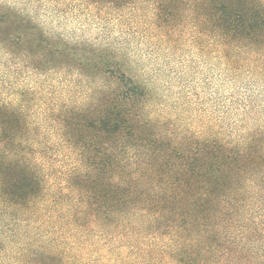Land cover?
Returning a JSON list of instances; mask_svg holds the SVG:
<instances>
[{"label": "trees", "instance_id": "obj_1", "mask_svg": "<svg viewBox=\"0 0 264 264\" xmlns=\"http://www.w3.org/2000/svg\"><path fill=\"white\" fill-rule=\"evenodd\" d=\"M61 2L98 21L127 14L159 39L187 37L231 79H264V0ZM0 54L85 87L0 99V264H264L263 115L234 138L178 129L148 112L108 41H65L1 2ZM240 106L264 111L249 95Z\"/></svg>", "mask_w": 264, "mask_h": 264}, {"label": "rangeland", "instance_id": "obj_2", "mask_svg": "<svg viewBox=\"0 0 264 264\" xmlns=\"http://www.w3.org/2000/svg\"><path fill=\"white\" fill-rule=\"evenodd\" d=\"M0 2L30 15L44 31L65 41H108L125 70L137 76L150 94L148 112L172 122L178 129L199 131L212 125L216 133L234 138L244 130L243 124L248 123V117L264 116V111L252 116L239 111L246 95L256 107L263 104L264 110V79L251 81L252 78L242 74L231 79L214 54L199 51L187 37L179 41L159 39L160 36H152L147 27L128 19L127 14L118 22L111 16L98 21L91 14L85 15L78 6L61 0L54 3L50 0L43 3L38 0ZM2 59L0 54L1 100L14 101L13 93L23 87L37 93L53 92L60 99L68 88L80 93L85 90L84 86L79 87L74 73L64 76L58 69L39 75L21 65L16 71L4 65ZM47 86L52 89L47 90ZM36 105L44 107L46 99L38 97Z\"/></svg>", "mask_w": 264, "mask_h": 264}]
</instances>
